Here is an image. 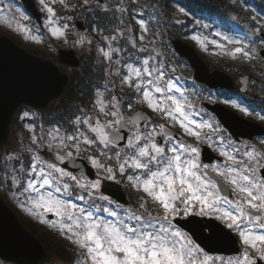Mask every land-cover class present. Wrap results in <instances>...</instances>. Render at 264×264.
I'll list each match as a JSON object with an SVG mask.
<instances>
[{
	"label": "snow or ice",
	"instance_id": "1",
	"mask_svg": "<svg viewBox=\"0 0 264 264\" xmlns=\"http://www.w3.org/2000/svg\"><path fill=\"white\" fill-rule=\"evenodd\" d=\"M37 3L44 13L43 28L67 43L71 17L59 15L56 5L66 11L76 6L69 0ZM89 3L83 0V5ZM96 3L102 11L120 14L119 26L110 29L114 34L104 35L99 26L93 31L104 41L97 52L108 64L105 75L118 78L127 102L116 94V81L108 79L95 88L89 105L64 118L66 125L57 121L45 129L41 124L39 134L34 125H26L29 144L4 156L0 184L16 189L21 206L71 245L74 264H264V137L257 144L221 134L220 123L196 106L176 69L165 63L156 47L159 33L150 30L151 17L143 18V6L132 15L139 35L126 37L133 29L124 23L129 11L124 0L114 9ZM7 7V13L0 9V22L25 40L41 43L40 28L23 23L30 16L18 8L17 19ZM179 11L189 15L183 7ZM231 19L236 23L225 31L188 38L204 51L211 45L216 55L233 61L264 59L257 50V45L264 46V12L251 15L254 24L243 32L237 17ZM121 39L127 46H114ZM85 41L81 36L75 43ZM220 102L264 122V109L242 106L232 98ZM202 145L219 159L204 162ZM81 160L95 170V179ZM104 181L123 183L134 193L132 202L124 205L105 195ZM189 218L223 225L229 239L235 237L234 254L211 255L179 225ZM199 227L213 236L221 230L210 223Z\"/></svg>",
	"mask_w": 264,
	"mask_h": 264
},
{
	"label": "rangeland",
	"instance_id": "2",
	"mask_svg": "<svg viewBox=\"0 0 264 264\" xmlns=\"http://www.w3.org/2000/svg\"><path fill=\"white\" fill-rule=\"evenodd\" d=\"M150 1L151 0H137L136 3H133V0H124V4L130 8L129 6H131L130 4L135 5L137 8V10L135 9V11H140V6L143 7H147L149 9V11L151 12V15L154 16V18L152 20L147 19L144 14V19L145 20H149V27L150 30L152 32L157 31H163L162 34L165 35L166 37V42L168 43V40L170 39H174L175 35L178 38L183 39L185 42L189 43L190 45L193 46L194 49H196L201 57L206 60L213 68L219 69V70H226L230 75H233V73H236L234 69H238V70H246V69H250L255 73L260 74L262 77H264V65H263V60L262 59H256L254 61L251 62H241L239 60L233 61L227 57H224L222 55H216L215 52L217 51L216 49H214L211 45L208 46V51H204L195 41H192L191 39H189L188 37H190L191 35H208L210 32L215 31V30H220V31H225L227 29H225L220 23H218L216 20H209L210 18H208L207 20H199L200 23L197 24L196 22H194V24H190L191 22L188 21L187 16L183 15L180 11L179 8H177L176 6H174V8L171 9H167L171 14H174V16H172L170 18V20L172 22H175L177 24L176 27L174 28H166L165 25H160L159 24V19L158 17H156V15L154 14V11L152 8V6H150ZM232 2V0H230ZM240 2H236L233 3V6L230 7V9L225 10L223 13L226 14L227 19H231L233 16L237 17V21L238 22H243L244 19H246L247 21L245 22L244 28H248V26L253 25L254 22L250 20L251 15H258V13L255 12H251V10L248 9V7L246 6L247 3H245L242 0H239ZM104 5H106L109 9H114V6L119 3V0H103V2H100ZM69 4L70 5H77L78 6V16H81V18L84 19V17L86 15H89L91 13H95L96 9H97V14H99V17L102 18L107 24H105V26H102V28L105 29L104 31V35H110V34H114L113 32H111L110 26L116 27L119 26V22L117 17L120 16L119 13H114L113 11H102L101 8L97 5L96 0H90L89 5L85 6L83 5V0H69ZM10 5L11 8V15L15 16L17 19H19V12L17 11V9L19 8V10L21 12H24L25 14L29 15V13H27L24 8L21 6V3L17 0H3V3H0V9L4 10V13H7L9 11V8L7 6ZM36 6L39 9V5L37 3L36 0ZM85 7H87V9H91L92 11H88L85 9ZM58 14L61 15V10L60 8H62L60 5H56ZM134 9V8H133ZM131 11L133 10H129L128 13L124 14V23L125 25H133L132 29L134 28L136 30L135 34L139 33V26L136 25L135 20L132 19V15H134V13L130 15ZM4 13H0V15H3ZM71 13V12H70ZM169 13V14H170ZM168 14V15H169ZM168 15L163 19L166 21V19L168 18ZM30 16V15H29ZM65 21L62 20L61 23H64ZM23 23L28 24L30 27L32 28H36L37 25L35 24V22H33V18L30 16V20L29 21H24ZM43 23H44V13H43ZM89 24H92V20H89ZM204 24H208L209 28L205 29L202 27V25ZM167 25V22H166ZM93 26H97V25H93ZM168 26V25H167ZM122 27V26H121ZM243 28V26H242ZM133 29V32H134ZM89 32L85 31L84 33H80L78 31L74 29H71L69 26V34H68V42L65 43L63 40H56L54 38H52L50 36V34L47 33V31L45 30L46 34H43L42 31V35H43V41L39 44L32 42L31 40H25L23 35L21 33H17L15 31H13L12 29H9L7 27V25L5 23L0 22V34L1 35H5V36H9L11 37V39H13V41L21 46L22 48L26 49V50H30V48H33L35 50H39L40 52L44 53L42 54L43 56L51 59L52 61L57 63V52H55V50L50 49V45L51 47H58L60 49H75L76 54H79L80 57H84V56H88L90 55L91 58L88 59V64L86 65H92L93 68L96 71H100L102 73H104V69L106 67H108V64L106 61H104L102 55H100L97 52V46L100 47H104V41L101 38L100 35H98L95 31H93V28H89L88 30ZM132 33H125V36H130L133 35ZM262 32H264V29H262ZM161 33V32H159ZM71 34V35H70ZM71 36V37H70ZM81 36L86 38V41L88 39L92 40V44L89 45L86 41L84 44H76L75 41H77ZM158 38L161 41H164L162 35H159ZM258 38V37H257ZM218 39V38H217ZM137 42H139L137 40ZM114 46L115 43H114ZM264 49V46H260L257 45V50L260 52V50ZM168 56L173 59L176 58L175 57V53L172 50L168 51ZM114 59H116V57L114 56ZM176 62L178 63L177 67H173L176 69L177 72H181L186 78L190 75L189 72V68L187 67L188 64L182 60H176ZM175 63V61H174ZM242 63V64H241ZM245 63V64H244ZM86 65L84 64V66L81 68L80 72H84ZM244 66L246 67V69H244ZM113 68H115L116 66L113 64L112 66ZM62 70L65 71L66 73H69L73 76V72L72 70H69L67 67H63L61 66ZM78 79V78H76ZM108 79H114L116 81V89L119 91V94L121 97H123V99L125 98L124 94H122V92L119 89V81L118 78L115 76H112L110 78L107 77ZM110 88L112 87V85L110 84L109 86ZM261 91H264V82L261 81V85L257 86L254 83L250 84V88H249V92L252 94H260ZM192 96L193 99H195L196 97ZM196 96L202 100V97L205 98L204 100H207L208 102H213L212 101V95H208V96H203V95H199L196 94ZM223 100V99H222ZM221 100L218 99V101L220 104H223L220 102ZM240 104V103H239ZM58 103H55V106H57ZM225 105V104H224ZM52 107V108H55ZM197 106V105H196ZM226 107H228L229 109L235 111L237 114H239L241 117L245 118V119H250L254 122H259L261 124H264V122L259 121L258 119L252 117V116H245L244 114L240 113L238 110L236 109H232L230 106L225 105ZM64 110V108H62ZM46 110V109H45ZM28 113L29 116L28 117H24V113ZM18 115V116H17ZM16 118L14 119V122L12 123L11 129H10V138L6 144V146H4L1 150H0V173H2L3 170V165H4V156L10 152H18L20 151V149L26 145L29 144V137H30V133L28 132L26 125L32 124L36 127L37 129V134H39V129H40V125L42 124V120H44V118H49V116L51 115L50 112L45 111L44 113L42 112H38L35 111L33 109H30L28 107H23V109H21L20 113L17 114ZM23 117V118H22ZM214 117V116H213ZM216 119V118H215ZM47 129V128H45ZM222 135H224L226 138L228 137L227 134L224 132L222 126ZM243 132H248L249 129H243ZM240 139H243L242 137L239 136ZM259 143V142H258ZM257 143V144H258ZM24 159L27 162L28 159V155L27 153L24 154ZM123 187H125V191L127 194V198L131 200H133L134 198V193H131L130 190L123 184ZM14 193H16V195H14ZM0 195L4 198V200L7 201V203H9L11 205V207H13V209H15L16 214H18L19 216L22 217V220L26 223L24 224L26 227H28V229L34 234L36 235L42 242V244L47 248V250H52L55 254L54 257L57 258L56 261H64L67 262L69 264H72L73 262V251L71 250V245L68 244V242L63 239L57 232L56 229H53L49 226H47L46 224H42L38 218H36L35 216H32L26 207H22L20 200L17 199L19 193L16 191V189H11L10 185H5V184H0ZM22 199V198H21ZM132 202V201H131ZM51 219V218H50ZM38 230H41L40 233H37ZM53 257V256H52ZM53 257V260H54ZM53 262V261H52ZM0 264H9V263H4L0 260Z\"/></svg>",
	"mask_w": 264,
	"mask_h": 264
},
{
	"label": "water",
	"instance_id": "3",
	"mask_svg": "<svg viewBox=\"0 0 264 264\" xmlns=\"http://www.w3.org/2000/svg\"><path fill=\"white\" fill-rule=\"evenodd\" d=\"M27 9L32 11L39 20L40 12L36 10L33 0H22ZM176 49L184 57H188L193 67L197 71V78L207 84L221 85L222 75H208L205 65L198 58L193 49L188 45L176 42ZM264 56V53H263ZM71 65H77L78 61L74 58ZM224 77V76H223ZM68 77L61 74L57 66L52 65L48 61H42L16 46L8 37L0 36V146L8 139V131L10 121L16 111L22 104L33 105L43 108L55 97H58L65 89ZM243 83L247 84V78ZM237 123H231L228 120L226 126L231 129L234 135H238L235 129ZM254 130L255 134H264V128L260 125H254L248 122L243 123ZM81 161H79L80 163ZM86 166V165H85ZM89 167L86 171L89 173ZM110 187L111 189H108ZM106 191L112 196H116L120 201H125L124 195L114 193L116 187L105 184ZM210 224L218 225L220 231L215 236H201L194 233L190 227H186L191 231L199 243L205 246L206 250L218 253L227 252L222 248L217 238L220 233H228L215 221H208ZM184 224V223H183ZM212 239H206L207 237ZM236 250L235 247L232 248ZM232 251V250H230ZM0 258L4 261L16 264H38L40 261L47 260L44 247L40 241L32 236L19 223L16 214L8 207V205L0 198Z\"/></svg>",
	"mask_w": 264,
	"mask_h": 264
},
{
	"label": "flooded vegetation",
	"instance_id": "4",
	"mask_svg": "<svg viewBox=\"0 0 264 264\" xmlns=\"http://www.w3.org/2000/svg\"><path fill=\"white\" fill-rule=\"evenodd\" d=\"M97 18V16H95V17H92V16H86L84 19L83 18H80V20H82V23H84V26L86 27V28H91V26H90V24H89V20H95ZM122 39L120 40V42H119V47H123L121 44H122ZM156 47L159 49V50H161L162 52H163V59H164V61H165V63L166 64H168L170 67H173L172 65H173V61H172V59L168 56V51L169 50H171V48H169L168 46H167V44L166 43H162L161 41H157L156 42ZM124 47H126V46H124ZM88 58V56L86 55L85 56V58ZM127 58V55H125V59ZM81 59H82V57H81ZM83 61V60H82ZM82 67V66H81ZM85 69H87V71L86 72H80V70H81V68L80 69H78V70H73V69H71L72 70V72L74 73L73 74V77H75V78H78L77 80H76V82H75V88H77V90H76V94H78V96L79 97H81L82 96V102L83 103H87L88 101H89V98H90V96H91V92H90V88L91 87H88L89 86V84H88V78L90 77V75H91V71H92V69H93V66L92 65H86V68ZM85 71V70H84ZM190 72V71H189ZM179 74H181V72H179ZM190 76H192V73L190 72ZM112 80H114V79H112ZM115 81V80H114ZM85 83H87V86H84V84ZM109 86H110V84H109ZM93 88H95V87H93ZM116 90V94L118 95L119 94V91L117 90V89H115ZM122 94H124V96H125V98L127 97V95L125 94V92H122ZM120 96V95H119ZM123 98V97H122ZM136 110H142V109H136ZM251 143H256L255 141H252ZM95 177H96V175H95ZM130 200V199H129ZM132 201V200H131ZM131 201H130V203H131ZM21 220H22V217H21ZM179 221H183V220H179ZM22 223L23 224H26L23 220H22ZM186 231V230H185ZM41 232V230H38V232L37 233H40ZM206 232L207 233H209L210 231L208 230V229H206ZM224 248L226 249V250H229V248H228V246H224ZM211 255H219V256H225V257H227V256H230V255H233V254H229V255H225V254H220V253H218V254H212V253H210Z\"/></svg>",
	"mask_w": 264,
	"mask_h": 264
},
{
	"label": "trees",
	"instance_id": "5",
	"mask_svg": "<svg viewBox=\"0 0 264 264\" xmlns=\"http://www.w3.org/2000/svg\"><path fill=\"white\" fill-rule=\"evenodd\" d=\"M167 2H168V3H171V1H170V0H167Z\"/></svg>",
	"mask_w": 264,
	"mask_h": 264
}]
</instances>
